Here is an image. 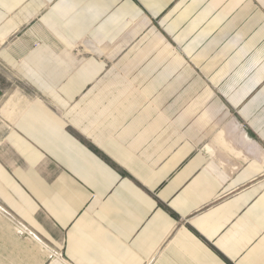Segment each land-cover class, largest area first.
Returning <instances> with one entry per match:
<instances>
[{
    "label": "crops",
    "instance_id": "1",
    "mask_svg": "<svg viewBox=\"0 0 264 264\" xmlns=\"http://www.w3.org/2000/svg\"><path fill=\"white\" fill-rule=\"evenodd\" d=\"M0 71V264H264V0H0Z\"/></svg>",
    "mask_w": 264,
    "mask_h": 264
},
{
    "label": "rangeland",
    "instance_id": "2",
    "mask_svg": "<svg viewBox=\"0 0 264 264\" xmlns=\"http://www.w3.org/2000/svg\"><path fill=\"white\" fill-rule=\"evenodd\" d=\"M0 82H2L0 85H2V91H3V97L0 101V136H1L4 133L6 127L9 126V122H10V120L6 116V112L4 113L5 111L4 107L7 108L6 111L9 112V113L7 112L8 115H14V113H16L18 109L21 106H23L26 101H28L30 93L27 91V89L24 86H22V84L18 83L12 78H2L1 71H0ZM12 96L14 97L11 100Z\"/></svg>",
    "mask_w": 264,
    "mask_h": 264
},
{
    "label": "built area",
    "instance_id": "3",
    "mask_svg": "<svg viewBox=\"0 0 264 264\" xmlns=\"http://www.w3.org/2000/svg\"><path fill=\"white\" fill-rule=\"evenodd\" d=\"M0 211H2L4 213L3 210L0 209ZM8 217H10L8 214H6ZM12 219V222L14 223L15 226V231L16 234L20 237H24V238H35V236L28 231V229L23 226L22 224H20L19 222L15 221V219H13L12 217H10ZM36 239V238H35ZM45 248L47 249V247L45 246ZM48 250V249H47ZM51 253V258L53 260H60L61 259V255L58 252H53V250L49 249L48 250Z\"/></svg>",
    "mask_w": 264,
    "mask_h": 264
},
{
    "label": "bare ground",
    "instance_id": "4",
    "mask_svg": "<svg viewBox=\"0 0 264 264\" xmlns=\"http://www.w3.org/2000/svg\"><path fill=\"white\" fill-rule=\"evenodd\" d=\"M14 92V91H13ZM13 97L14 96H12V98H11V100L13 99ZM10 99V98H9ZM10 101V100H9ZM7 102V101H6ZM27 103H28V101H26L25 103H24V105L23 106H21L19 109H18V111L16 112V113H14V115H8V111H6V109L7 108H5L4 107V109H5V111H4V113L6 112V116L8 117V119L10 120V122H14V120H15V118L21 113V111L23 110V108L25 107V106H27ZM6 104V103H5ZM9 105V104H8ZM1 107H3V106H1ZM12 108V107H11ZM2 110V109H1ZM3 112V111H2ZM8 112V113H7Z\"/></svg>",
    "mask_w": 264,
    "mask_h": 264
}]
</instances>
